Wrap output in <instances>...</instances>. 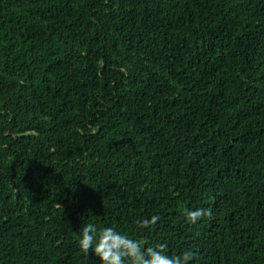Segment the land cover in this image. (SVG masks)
I'll use <instances>...</instances> for the list:
<instances>
[{"label": "trees", "instance_id": "trees-1", "mask_svg": "<svg viewBox=\"0 0 264 264\" xmlns=\"http://www.w3.org/2000/svg\"><path fill=\"white\" fill-rule=\"evenodd\" d=\"M86 223L264 264V0H0V264Z\"/></svg>", "mask_w": 264, "mask_h": 264}, {"label": "clouds", "instance_id": "clouds-1", "mask_svg": "<svg viewBox=\"0 0 264 264\" xmlns=\"http://www.w3.org/2000/svg\"><path fill=\"white\" fill-rule=\"evenodd\" d=\"M185 215L189 223L195 224L203 217H210L212 210L198 208ZM159 219V216H152L138 220L136 224L141 229L148 228ZM78 246L87 256L91 249L101 264H189L194 259L192 251L168 255L165 245H148L147 241L131 238L113 227L98 229L93 223L81 227Z\"/></svg>", "mask_w": 264, "mask_h": 264}]
</instances>
